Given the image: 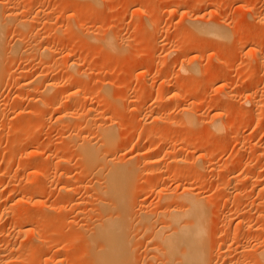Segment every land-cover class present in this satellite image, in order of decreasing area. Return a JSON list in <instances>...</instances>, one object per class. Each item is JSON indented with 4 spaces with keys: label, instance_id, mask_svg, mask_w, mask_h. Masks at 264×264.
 I'll list each match as a JSON object with an SVG mask.
<instances>
[{
    "label": "bare ground",
    "instance_id": "obj_1",
    "mask_svg": "<svg viewBox=\"0 0 264 264\" xmlns=\"http://www.w3.org/2000/svg\"><path fill=\"white\" fill-rule=\"evenodd\" d=\"M169 1L170 0H163V3L167 4ZM239 1L242 2L243 0H239ZM75 4H78V3H75ZM39 5H42V7H40ZM45 6L46 5L43 6L42 1L38 2L37 0H0V91H1V88L3 87L2 84L5 85L4 81L6 79V76L4 74H6V70H7L6 67L10 68V66L12 65L11 66V69H12V67L14 65L10 61H12V62L15 61V63H16L17 61L20 62L19 60L25 61L26 58L31 60L30 59V57H31V58H35V59L39 58V61L42 62L41 65L44 64L42 67H40L42 69H37V68H39V66H37L36 70L33 69L34 71H32V73H31V70H30V72L28 71V68H30V67H26V66L25 67L27 68V70L25 67H23L22 70L19 69L18 71L17 70L14 71V73H11L13 75V77H12L13 80H11L12 79V78H10L11 75H9L11 69L7 70V77L9 75V78H7L8 80H6V82L10 83L8 81L11 80V83H14V87L16 86L15 89H17V90H15V89L14 90L17 92L14 93L15 95H13V94L11 95V93H9L10 92L9 91L8 92L9 94L7 93L5 96L6 98H3V94H4V93H2L3 90H2V92H0V112H1L0 113V119H1L0 120V129L5 128L8 125V123H10V122H6L7 123V125H6L5 120H4V118H6L5 112H4V110H5L4 108L6 107V105L10 106L9 102L11 100H13V102L15 103V108L18 107V109L19 108L21 109V106L19 105V101L22 100V98L24 96V92H26V91L31 92V90H35L36 88L42 89L43 87H41V86H43V84L45 83L44 89L42 92L46 91V93H48V95H50L49 93L51 92V95H52V93H53V95L52 96L50 95V97L48 95L46 96V95H44L45 93H42L39 90L38 93L41 92V95L39 96V94L36 93V97L38 94V97L40 99H38V98L37 99H38V102H40V103L37 105H42L41 103H43V105L44 106L46 105V107L49 111L52 110V111L59 114L58 115L59 117L57 119V124H58L57 129L58 130H61V129H64L67 127H71L73 130L71 133L69 132L70 134L68 133L69 135L67 136V139H66L68 141L67 145L51 147L49 150H47L48 149V148H46L47 146L43 145V143L41 144V143L37 142L38 140L36 139L35 134L32 133L33 134V136H32V134L30 133L31 136H27V138L25 137L26 139L22 140L23 142L31 141L32 143L35 142V144L33 145V148H31L33 150L31 153L28 154L29 150L24 149V150H21L19 154H17L16 158L18 161L26 160L27 162H30V166L28 165V167H26V168L24 167L25 168L24 170L22 169L24 171V172L22 171L23 174L19 170V172L21 173L20 174L21 178H18L19 175H17V174H19V173L15 172L16 171L15 168H14L15 171L12 168H11V170L7 169V171L0 169V178H2V180H3V177L7 174L12 175L15 172V174L17 175L16 177L12 176L11 178H7V179L4 178L5 179L4 187L6 188V190H4V192H2L0 194V214L4 215L8 211L9 206H12V208L15 207L16 205H19V207L21 206V208L26 207L24 209V211L19 209L20 211H22V213L18 212L19 214L13 210L14 211V212H12V213H14L13 217L14 216L15 217H14V220L12 219L13 222L11 223V227H13V229L17 230L18 233L24 232L25 234H31V233H33L34 230L40 229L43 226H44L43 228H45L46 222L43 223V220H44L43 217L44 216H43V211L40 208V206H42V208L44 207V209L45 208H51L52 206L58 207L55 205H51L50 207H47V206H49L48 203L46 201L43 202L40 199L41 195H44V193H45L42 190L44 188H46L48 185H50V186H52L53 184L56 186H57V184L60 185L59 187H61V188H59L60 190H57V191L58 192L62 191V194H63V192L64 193L67 192L66 193L67 196L70 193L71 194L75 193L73 190V189H75L74 187L78 186L79 188H81V186H83V187L89 186L88 188L90 191L86 190L87 195L84 194V196H82L84 198L81 199L80 201L81 202L83 201V204H81L82 206L87 205V204H91V206L90 205L89 206L91 208H95V209H90V208L89 209H90V211L94 212V214L97 213L95 215V216H97V218H93L95 216H93L92 219L89 217V220L91 219L90 221L87 220L88 218H86L87 223L84 224V222H83L84 217L82 215H84V216L86 215L88 217V215H90V213H91L90 211H87V209H86V208H88L87 207L88 205H87L86 208L84 207L85 209H81L82 211L84 210L85 213L83 212V214H81L78 211L82 216L83 224H81V225L79 224V228H78V226H77L78 224L75 223L76 228H78V229H76L77 231L75 232L76 233L75 235L73 233H72V236L70 235L72 240L68 235H66L65 232H63L64 229L61 230L60 227H56L57 230L55 229L54 230L55 232H53L54 237L53 236L51 237V235H50V237H51L50 239L44 238V235L41 238L40 237L41 235H40L39 236L41 239L40 253H43V254H40V257L45 256V254L53 248V245L57 249V251L60 253L63 250L66 251L67 248L69 249V248H72L74 246V244L71 245L72 244L71 241H73V238L76 239L77 236L78 237L79 236L80 237L85 236V238L82 239V240H84L83 242L79 238L80 239L79 242H82V243H81V245H80V243H78V245H80L79 248H84V246H86L88 248L89 258H90L89 260H90L91 264H136L135 259H137L136 257L139 256L141 254V252H143L142 255H145L146 259H148V258L150 259L151 262H149L147 260L150 264H234V263H239V262H235L237 260H239L240 263H242V261H243L242 259L247 258L245 256V254L247 252L249 254L251 253L252 256L254 255V257H252V259L253 258L256 259L255 260L256 262H258V263L260 262L261 264H264L263 263L264 260L262 258V257H264L263 256L264 253L262 252L261 248L255 249L258 247L254 246L255 253H253L254 250H252V251L250 250V248L251 249L253 248L252 246L249 248V246L246 247L247 245H245V246L242 245V240L245 239V237L247 236V234L250 230L249 226L251 227V220H254L252 218L250 220L249 214H251V217H253L252 215H254V213H256V212H254L255 210L252 209L253 205L255 206V209H256V205L252 204L251 199H250L251 203L249 200V204L248 203L246 204L243 202V199L245 197L246 198L248 197V199H249V194L246 195L248 192V191L246 192V190L247 189L249 190L250 187L248 188L247 186L249 183L252 182L251 180L253 177H255V175L253 174L254 176L251 177V174H249L250 176L243 180L244 176L242 175L243 173H241L242 171L240 170L243 163L240 160V162L242 164L240 163L241 167L238 166V163H239L238 162L239 160H238L232 164L234 168L232 167V165L230 163L232 168H230V167H228V168L233 169V170L230 171L227 168H225V171H227V172L230 171V174L233 172V176H231L232 178H230V179L227 178L229 180H226L224 177L225 181L217 182L216 185H214L215 184L214 181H212V180L208 181L209 178L203 177V179H202V174H204V171H206L207 169L213 170V169L217 168L218 170H221L222 166L217 165L218 164L217 158L220 157L219 152L224 148V145L222 147L220 145V147L215 148L214 143H213L214 140L212 141V139H213V136H212V139H211V137H208V139H205V143H203L204 142V140H203V142H202L203 144L201 145V147L199 149V145H194L195 143L191 144V142L187 139V137H191V136H189V135L186 136V133L184 134L182 131H180V133L182 132L184 135L177 134L176 131L174 130V128L172 129L175 122L172 123L174 121L173 120L174 117L170 113V110L173 108L172 104L170 102L172 100L173 101L175 100L176 104L178 103L177 106H179L180 105L179 103L185 102V100L187 99V96L186 95L182 96V95L175 93L172 97H170L169 95H167V98L164 97V98H166V100L164 98H162V96H161V99L156 96L155 97L156 103H159V104L163 103L162 105H165V107L159 111L158 110L155 111L154 108L150 109V106L147 105L149 99H151V97H149L150 92L147 88V86H148L147 82H146L147 85L146 84L144 86L142 85V86H140V88H137V87L134 88L131 86V88H129V90L126 92L125 96H126L127 100L130 102V104L133 105L136 110H138V112L140 114V116H139L140 124H141V122L143 123V120L145 121V119H146L145 122H149L148 120L151 119L152 123H150V125L147 126L146 130L142 129L143 131L142 130L139 132L137 131L138 133H136L137 143H138V141L140 142L141 140L144 141L146 135H147V137H149L148 138L149 143L146 140L147 142H146L144 147H143V145L141 146V144H140L142 141L140 143H138L137 145L135 143V147L133 146L135 153L134 152L131 153V154H134V156H131L132 158H130L128 160H127V158L130 155H128L127 158L125 157V159L124 158L112 159L113 155L111 157V154L115 153V155H116L117 152L122 151V149H121L122 146H120V148L118 147V145H120L119 144L120 141H115L119 137L121 138V136L118 137L117 136L118 133L117 134L115 133L116 127L113 126L115 123L112 124V122H111L110 125L108 124V122H109V120H111L112 116L109 117L108 118L109 120H108L107 119L108 116L106 117V115L104 114L105 118H103V115L100 114L99 112H97L98 109L95 110L97 107L96 108L93 107L94 105L97 104V102L98 103L102 102V99H103L102 97H105L107 99V96L101 95V94H105V93H102V91H101L100 93L98 92L99 94L97 93L99 95L98 99L96 98L98 101L94 100L93 98H91L87 95L82 97L84 94H86V92L88 90L94 91L91 88H94V86H95V84H94L95 81L92 80L93 83L90 82L94 73L89 72L88 71L89 69H85L84 65L81 62V61H83L85 63V61H86L85 60L87 58L86 57L87 53H85L86 50L83 51V50H80V48L78 50H72V48L69 47L71 50H67V51L66 50H60L57 52V50H55V48H53L55 45L54 43H57V44H61L64 42L66 43L67 40L64 41L65 38L60 35L59 28L54 30V31H56L55 33H53L54 31L51 29L50 30L52 32L48 29H47V31L43 30L45 28H49L50 25L52 26L53 22L55 23L54 20L55 19L57 20L58 16H59L58 14L53 15L50 12V9H47L48 7L46 8ZM245 6H247V5H245ZM57 7H59V5L56 6V8ZM62 8H64V7L62 6ZM248 8H250L249 10L253 15V20L252 21L250 20L251 21L250 25H252V23L254 24V26L257 24L262 25L263 21H264V17H263L264 15L261 16L260 12L257 11L256 6L248 7ZM72 9H69V10H71V13L75 14L78 12L77 7L74 6V8H72ZM58 11H60V8L58 9ZM222 11H224V10H222ZM60 12H63V11H60ZM222 14L223 13H220V15H222ZM217 19L219 20V18H216V20ZM70 20H71V18H70ZM70 20L68 19V21H70ZM244 21H242V22H244ZM71 22H72V20H71ZM194 22H195V20H194ZM154 23H156V22H154ZM224 23H226V22H224ZM67 25H69V23H67ZM155 25H157V24H155ZM226 25H227V23H226ZM200 26H202L203 29L206 31L205 33H203L204 35H206V37L210 36L214 40L216 38L221 39V38H228L229 37V33L227 31L228 29L226 30L227 27L225 28L223 26V24L219 25V23H213L212 22V23H207V24L201 23ZM241 26L243 28V26H245V25L244 24L240 25L239 30H240ZM95 27H97V26H95ZM76 28H78L79 30H76ZM93 28L94 27H88L87 24L85 25V23H83V22H81V23L79 22L75 25V27L72 26L71 31L74 30L76 32V31L82 30V32H84V35H82V36H84V38H83V41H81L82 43H80V44L85 43L86 46H89V44H90V46H91V44L96 46L94 44V42H95V43H100V44L102 43L103 46L101 45V47H104L105 49H106V44L107 45L111 44V46L113 45L115 47V45L113 43V41H114L113 37H112L113 41L110 40L109 41L110 43H107V37H109V36H107V34H103L104 31H103V33L101 31V33H99V34L98 33L97 34H91L90 31L93 30ZM234 28H236V27H234ZM9 30L12 32H16L17 34L14 33V35H16V39L13 41L12 44L10 43L11 45L8 42V46H7L6 45L7 42L5 41V38L8 39V37H6V36L9 34V33H7V31H9ZM67 30L70 31V27H68ZM243 30H244V28H243ZM243 30H242V32H243ZM71 31H70L71 34L69 35V37L66 38V39L69 38L67 41L68 42L67 45L69 43L72 44V42L74 43V42L78 41L77 40V38H78L77 33L78 32L76 34L75 33L72 34ZM244 32L245 33H242V34H244L243 37L241 35V38L235 42V50L236 51L240 52L241 50H243V48L245 46L248 45L247 44V40H248L247 37L250 35V30L246 29V31L244 30ZM234 33H235V30H234ZM101 34L104 35V37H102ZM10 37H11V34H10ZM260 38H263V36L262 37L258 36V39H260ZM79 39H81V38H79ZM192 41H194V40H192ZM192 44H193V42H192ZM197 44H198V42H197ZM192 47L193 46L191 45L190 48L188 49V51H193ZM60 49H62L61 46H60ZM174 50H173V53H174ZM180 50H178V51H180ZM175 52H176V50H175ZM223 52H225V51H223ZM260 52H261V50L259 47L254 46V48H252V56L254 58L253 57H251V58L255 59L256 65L249 64L251 66L248 65L249 67L248 68L246 67L245 71L261 70L260 68L263 66V64L261 62L262 54ZM229 53H230V51L228 52V54ZM186 54H187V52H186ZM221 54H222V52H221ZM24 56H27V57L25 58ZM226 56H228V55H226ZM51 59L55 60L54 62L57 64V66H58L60 61H63V64L61 66L62 71L66 70L65 74L67 72V75L64 76L65 79H63V76H61L62 80L61 79L59 80L60 76H58L57 79L55 76H54L55 78L52 77L53 74H51V73H54L55 71L57 72L60 69L59 68L60 64L58 66L59 69L56 68V66H54V62ZM29 60H26V61H29ZM48 60H50L51 66H46L49 63V62H47ZM51 61L53 62V66L55 69L53 68ZM8 62L11 65L8 66ZM86 63H87V61H86ZM184 63L185 62L183 61V64ZM263 63H264V61H263ZM239 64H240V59L236 60V62L234 63V68L239 69ZM85 66H86V64H85ZM216 67L219 68L218 65ZM180 69H181V71H185V73H186L188 71V69L190 70L191 68L189 67L187 69L184 65H182L180 67ZM193 70L194 69H192L190 72H192ZM196 70H194V71L196 72ZM60 71H61V69H60ZM64 71H63V73H64ZM194 71L192 73H190L189 75H193L195 73ZM12 72H13V70H12ZM237 75L239 77L241 75L240 72ZM47 77H49V78H47ZM203 77H204V74L202 75V80L204 82ZM240 77H242V75ZM236 78H237V76H236ZM132 79H133V77H132ZM200 79H199V82L201 81ZM248 79H249V76H248ZM39 82H41L42 84ZM39 84H41V86H39ZM92 84L94 86H91ZM100 84L101 85H98L100 89L104 88V87H102L103 84L107 85V83H105V82L100 83ZM11 85H13V84H11ZM106 87L107 86H105V88ZM180 87H181V84L179 82L175 83L174 87H172L173 89L170 90L171 93L178 91V89ZM99 88H94V89H96V90L98 89V91H99L100 90ZM196 88H197L196 89V91H197L198 87H196ZM193 89L194 88H192V90ZM36 90H38V89H36ZM254 91L249 90L248 93L246 94V96L244 95L246 99H245V101H243L244 102L243 105H245L246 103L250 104V110H249L250 112L249 111L247 112L249 114L250 113L256 114V112H258V114H259L261 112L260 111L261 106H264V104L262 105V103H263L262 102V99H263L262 96H264V95L258 96L257 94L253 93ZM32 92H36V91H32ZM168 93H169V91H168ZM192 93H193V91H192ZM193 94H195V93H193ZM7 95H8V97H7ZM93 95H96V92ZM136 95H138V98L134 99V97ZM44 96H46V97L44 98ZM1 97H2V99H1ZM31 97H33V96H31ZM48 97H49V99H48ZM73 97L74 98L76 97V99L74 101L72 99ZM77 97L78 98L80 97V99H77ZM24 98H23V100H24ZM100 98H102V99H100ZM126 98H125V100H126ZM99 99L101 101H99ZM103 100H105V99H103ZM33 101H34V99H33ZM222 101H219V99L217 101H215L213 103L214 105L212 104L213 105L212 109L216 110L215 108H217V107L220 108L222 103H224V101L223 102ZM69 102H71L72 104H67ZM164 102H166V103H164ZM11 103H12V101H11ZM36 103H37V101H36ZM105 106L107 109V105H105ZM114 106H115V104H114ZM170 106L172 108H170ZM177 106H175V107L177 108ZM91 107H93V108H91ZM98 107L101 108L102 111H105V113H107L106 111H108V110H105V108L103 110V107H100L99 105H98ZM113 107L111 109H109V111L114 112L115 109ZM141 107H142V109H139ZM81 108L85 109L84 113L81 111ZM108 108H110V107H108ZM180 108L182 110V112L180 111L181 112V119H179L181 122V125L182 124H184L186 126L188 125V127L193 126L196 123V121H195L196 117H200V116H198L199 114L197 112H194L193 110H191L189 108H184V107H180ZM18 109H16V110H18ZM112 109H114V110H112ZM117 109L119 110V108H117ZM1 110H3V111H1ZM79 110L81 111V113H83L82 115H81ZM77 111H79V112L77 113ZM79 113H80V115H79ZM7 114L8 113H6V115ZM84 114H86V115H84ZM7 116H9V115H7ZM244 116H245V114H244ZM97 117L98 118L102 117V118L99 120V119H97ZM84 118L86 119V121H83ZM43 119H45V115L40 114V116L37 120V123L33 124V126L36 125L33 128L34 131H36V129H38V127H39V131L42 130ZM6 120L9 121V119H7V118H6ZM177 120H178V118H177ZM196 120H198V119H196ZM27 123L30 124L28 121V122L24 123L26 125H23V124H21L22 126L20 125L22 128H24L23 130L26 129L25 131H27V129L29 128V127L25 128L26 126H28ZM41 123H42V125H41ZM177 123L179 124L178 121H177ZM171 124H173L172 127H171ZM40 125H41V129H40ZM181 125H179V127ZM215 125L216 124L214 123L213 124L214 128H217V127H215ZM29 126H30V128L33 127L31 125H29ZM176 126H177V124H176ZM17 128H18L17 125L13 126V127L11 126L9 131L14 132V131H16L15 129H17ZM184 128H186V127L183 126L182 130H184ZM19 129H21V128H19ZM33 129H31L32 130L31 132H34ZM138 129L136 128V130H138ZM28 130H30V129H28ZM215 130H216V132H218L217 134H219L222 131V129L219 128V126H218V129H215ZM17 131H18V129H17ZM134 131H135V129H134ZM146 131L148 134H144V132H146ZM36 132H38V131H36ZM36 132H34V133H36ZM52 132L50 133V129H48V131L45 132V134L49 137L48 134L49 133L53 134ZM227 132L228 133L224 132L225 134L222 133V136L220 135L221 137L220 136L219 137L220 138L223 137V139H225V138L228 139L229 136L232 137L231 132L228 130H227ZM114 135H115V137H114ZM127 135H129V134H127ZM216 135H215V137H216ZM131 136H133V135H131ZM134 136H135V134H134ZM125 137L126 136H124L123 139H125ZM123 139H119V140H123ZM18 140H21V139L17 138V139L11 140L12 142L10 141L11 149L13 151V153H11L12 155H10L11 157L16 156L15 155L16 153L14 154V149H16L17 147L19 149L23 143V142H18ZM117 142H118V145H116V146H117L118 150L120 149V151L115 149L114 144H116ZM10 144H9V146H10ZM132 144L134 145V143H132ZM132 144H131V146H132ZM196 144H198V143H196ZM217 146H218V144H217ZM72 148L74 149L73 150L74 153L71 152ZM126 150H128V149H126ZM69 152L73 153V156L76 155L79 158L78 160H79V163L81 165L80 167L82 168L83 171L81 170V174H76V176L79 175V177H80V175H81L82 178H78V177L73 176V174H72L73 172L65 171V166H67L69 164V167H70L71 160H69L65 157L64 158L62 157L63 160H60V161H59V159L57 160V158L59 156H61V154H66ZM199 152H200V155L199 156L197 155L198 156L197 159L193 158L194 161L189 160L190 157H192V156L194 157V155L197 153L199 154ZM109 154H110L111 160L109 158H107V155L109 156ZM122 155L124 156V154H122ZM254 155L257 156V153L256 154L253 153L252 157H254ZM73 156L71 157L72 159H73ZM40 157L42 160L40 159ZM117 157H118V155H117ZM43 159H44V161H43ZM60 159H61V157H60ZM196 160H201L202 165L197 166L196 162H198V161H196ZM31 162L33 164H31ZM44 162H48L47 164H49V165L45 166ZM205 164H208V165H205ZM54 165H55V167H54ZM245 165H246V163H245ZM223 166H225V165H223ZM228 166H229V163H228ZM243 167H245V166H243ZM243 167H242V169H243ZM237 168L241 172L238 173L239 170L236 171ZM223 169H224V167L222 168V170ZM250 169L253 172V168L252 167L250 168V166L248 168H246L245 171H251ZM254 169H256V168L254 167ZM256 170H254V171H256ZM201 172H202V174H201ZM177 173H179L178 176H177ZM197 174H200L199 176H201V177L199 178ZM219 175H220V173H219ZM221 175H222V173H221ZM204 176H206V174H204ZM218 178H216V181ZM257 179H258V177H257ZM248 181H251V182L248 183ZM240 182H242V183H240ZM24 183L30 184V187L25 188V190L22 191V192H24L23 194L21 192V194L15 195L14 197L13 196L8 197L6 203L5 202H4V204L2 203V198L4 196H6V192H7L8 188H10V189L14 188L15 189L16 187L24 185ZM255 184H257V183L252 184V186ZM260 185H262V184L260 183ZM26 186H28V185H26ZM142 186L145 188H144L143 192H142V190L140 192L139 190L141 189ZM255 186H257V185H255ZM254 188H256V187H254ZM76 189H78V188H76ZM263 189H264V187H263ZM44 190H46V189H44ZM149 191L155 192L157 197H158L157 202H156L157 203L156 207H154L155 202H154V204L148 205L146 202L142 203L141 202L142 200L139 201L141 198V194L143 195V193L145 194ZM212 192H214V193H212ZM79 194H81V191L78 193V197L83 195V193L80 196H79ZM261 194H263V192H261ZM60 195H61V193H60ZM60 195H58V196H60ZM75 195H76V193L73 196L75 197ZM73 196L71 198L67 197L65 200L69 199L67 202L72 203V204L79 201V200H77V197L74 198ZM62 197H64V196H62ZM261 197H262V195H261ZM246 198H245V200L247 202L248 200ZM61 200H62V198H61ZM261 201H262V198H261L260 202ZM254 202L256 203L257 201H254ZM10 203H11V205H10ZM229 203H230V206H231V204H234V205H232V208H230V209H228L230 207V206H228ZM244 204H246V205H244ZM258 204H259V202H258ZM261 204H262V202H261ZM261 204H259V205H261ZM81 205H80V207H82ZM263 205H264V201H263ZM65 206H67V205H65ZM135 206H138L139 209L135 208ZM249 206H251V209L254 210L252 213H251ZM261 206L259 207V209L261 208ZM257 207H258V205H257ZM63 208H64V206H63ZM76 208H79V206L78 207L76 206ZM135 209L137 210V212ZM263 209H264V207H263ZM53 210L55 211V209H53ZM46 212L44 211V215L46 214ZM78 212L76 214L77 218L79 217ZM87 212L89 213L88 215H87ZM49 215L50 214H48V216ZM255 215H258V214H255ZM259 215H261V214H259ZM16 216H17V218H16ZM81 216H80V218H81ZM215 216L217 217L216 219H215ZM261 216H259V217L261 218ZM55 217H56V221L57 220L59 221L57 216H55ZM26 218H28L27 219L28 221L23 222V220H25ZM59 218H61L60 220H62L61 216ZM260 218L257 217V220H261L263 218V216L261 219ZM77 220H79V218ZM71 222L74 224V222L72 220H71ZM258 222L259 221H257V223ZM233 224H235L234 225L235 230H233V232H232L231 230H232ZM253 225L255 226V224H253ZM62 227H64V226H62ZM247 227H248V230H247V233H245V229ZM256 227L259 228L258 226H256ZM257 228H255L256 229L255 231H257ZM233 229H234V227H233ZM251 229H252V227H251ZM252 230L254 232V229H252ZM260 230H259L260 232H256V234H258V236H260L263 233L262 227L260 228ZM51 231H53V230H51ZM51 231L50 232L48 231V232L50 234H52ZM225 233H227V234H225ZM250 233L251 232H249V234ZM75 236H76V238H75ZM250 237H251V234H250ZM247 238L248 237H246V239ZM235 243H237V246ZM244 243H246V242H244ZM6 249H7V252L8 251L11 252L10 253L11 255L14 254L15 251H17L14 249V247H10V248L8 247L7 248V245L4 244L2 240H0V255L3 254V256H1L2 257L1 259L3 261L4 260L6 261L8 259V256L6 254L7 252H5ZM24 250H26L25 253H27V251H28L31 253V255L34 254V252H35L34 247L33 248L30 247V244H29V246L27 245V247H25ZM140 250H143V251H141L139 253ZM249 251H251V252H249ZM233 253L236 254L235 257L232 256ZM146 255H149L148 258ZM87 256H88V252H87ZM241 256H245V257H241ZM139 258L142 259L141 256H139ZM249 258H251V257H249ZM37 259H39V258H37ZM143 259H142V262L144 263ZM235 259H237V260H235ZM48 260H49V258L47 259V261ZM138 260L140 261V259H138ZM244 261H247V260H244ZM255 261H254V264L256 263ZM0 264H3V262H0ZM82 264H84V262Z\"/></svg>",
    "mask_w": 264,
    "mask_h": 264
},
{
    "label": "rangeland",
    "instance_id": "obj_2",
    "mask_svg": "<svg viewBox=\"0 0 264 264\" xmlns=\"http://www.w3.org/2000/svg\"><path fill=\"white\" fill-rule=\"evenodd\" d=\"M37 1L38 2L42 1L43 6L46 5L45 7L46 8L48 7L47 9H50V12L53 15H57V14L59 15L58 19L54 20L55 23L53 22L52 26L50 25L51 27L49 26V28H45L43 30L47 31V29L48 30L51 29L54 31V30L59 28L60 35L65 38L64 41H66V40L68 41L69 38L68 39H66V38L69 37V35L71 34L70 31H71L72 26L75 27V25L79 22L80 23L83 22V23H85V25L87 24L88 27H94L93 30L90 31L91 34H97V33L99 34V33H101V31H102V33L104 31L103 34H107V36H109V37H107V43H110L109 41L112 40V37H113L114 41L113 40L112 41H113L115 47L113 45H112L113 46L112 47L111 44L110 45L106 44V49H105L104 47H101V45L103 46L102 43L100 44V43H95V42H94V44L96 46L91 44V46H92L91 47L90 44H89V46H86L85 43L80 44V43H82L81 41H83V38H84V36H82V35H84V32H82V30L76 31V32L73 30V31H71L72 34H74V33L76 34L78 32L77 33L78 34L77 35L78 41H76L74 43L72 42V44L69 43L68 45H67V43H68L67 41H66V43L64 42L61 44L54 43L55 45L53 47V48H55V50H57V52L60 50H66V51L71 50L69 47H71L72 50H78L79 48H80V50H83V51L86 50L87 52L85 51V53H87L86 54L87 58L85 60L87 61L88 64L86 63V61H85V63L83 61H81V62L84 65L85 69H89L88 70L89 72L94 73L90 82H92V80L95 81L94 82L95 86L93 84L91 86H94V88H99L98 85H101L100 83H104V82L107 83V85L103 84L102 87H104V88H101V89L99 88L100 89L99 91H98V89L96 90L94 88H91L96 92V95H93V94H95L94 91L88 90L86 92V94H84L82 97L87 95V96L93 98L94 100L98 101L97 100L99 97L98 94L101 91H102V93H105V94H101V95L107 96V99L105 97H102L105 100L100 98V99H102L103 103L97 102V104L100 107H103V110H104V108H105V110H108V111H106L107 113H105V111H102L101 108H99L97 104H96L97 106L94 105L93 107L94 108L97 107L95 110L98 109L97 112L102 114L103 118H105L104 117L105 115H106V117L108 116L107 119L112 116L111 120L108 119L110 122V123L108 122V124L110 125L111 122H112V124L115 123L113 125L116 127V128L114 127L115 133L116 134L118 133V135H117L118 137L121 136V138L119 137L118 139L115 140V141H120L119 142L120 145H118V142L116 144H114V143L113 144H114L116 150H118L116 145H118L119 148H120V146H122V148H121L122 151H120V149H119L118 151H120V152H117L116 155H115V153L111 154V157L113 155L112 159H114V158H117V159L118 158L119 159L124 158L125 159V157L127 158L128 155H130V156L127 158V160L132 158L131 156H134V154H131V153H133V152L135 153V150H134L135 143L137 145L138 143H140L142 141V140L140 142L138 141V143H137L136 133H138L142 129L146 130L147 126H149L150 123H152L151 119L148 120L149 122H145L146 121V119H145V121L143 120L144 124L142 122L140 124V121H139L140 120V118H139L140 114H139L138 110H136L135 107L130 104V102L127 100V98L125 96L126 92L129 90V88H131V86L134 88L135 87L140 88V86H142V85L144 86L145 84L147 85V83H148L147 88L150 92L149 97H151V99H149L147 105L150 106V109L154 108L155 111H157V110L159 111L165 107V105H162L163 103L162 104L156 103V101H155L156 96L161 99V96H162V98H164V97L167 98V95L172 97L175 93L182 95V96L186 95L187 99L185 100V102L179 103L180 104L179 106H177L178 103L176 104L175 100L174 101L172 100L170 102L172 104V107H173L172 108L170 106V108H172L170 110V113L174 117V119H173L174 121L172 123L175 122L174 125L171 124V127L173 125L172 129L174 128L176 133L179 135H181V134L184 135L186 133V136H188V135L191 136V137H187V139L191 142V144L195 143L194 145H199V149H200L201 145L203 143H205V139H208V137H211V139H212V136H213L212 141L214 140L213 143H214L215 148L220 147V145H221V147L224 145V148L219 152L220 157L217 158L218 164L216 163L218 166L221 165L222 168L224 167V169L222 170V168H221V170H218L216 167H215L216 169H213V170L207 169L206 171H204V174H206V176H204V174H202V172H201L202 179H203V177L209 178V180L208 179L207 180L208 181H210V180L214 181L215 184L211 181L214 185H216L217 182L225 181V179L229 180L230 178H232L231 176H233V172L230 174V171L233 169H230V168H232L233 167L232 164L238 160H239L238 166H240L243 163L244 165L242 164V167L245 166L246 168H248L250 166V168L251 167L253 168V172L251 169H250L251 171H245L246 168L243 167V169H244L243 170L241 166H240L241 169L239 167L238 168L242 172L238 168L236 169V171L239 170L238 173L239 172L243 173L242 174L244 176L243 180L245 178H248L250 176L249 174H251V177H253L255 175V177H253L255 180L252 178V180H251L252 182L248 181V183L251 182L247 186L248 188L250 187L249 190L248 189L246 190V192L248 191L246 195L249 194V199H248V197L247 198L245 197L248 200L247 202H246L245 198L243 199V202L246 204L247 203L249 204V200L251 199L252 204L256 205V209H255L254 205L252 206V209H254L255 211L251 209V206H249L251 213L253 211L256 212V213H254V215H252L253 217H251V214H249L250 220H251V218L254 219V220H251V227H252V229H254V232L251 229V227L249 226V228H250L249 232H251L250 233L251 237H250V234L248 232V234L246 236L248 238L246 239V237H245V239L242 240V245L243 246L247 245L246 247L249 246V248L252 246L253 248L252 249L250 248L251 251L254 250V246L258 247L255 249L261 248L262 252L264 253V215H263L264 214V209H263V207H264V205H263V201H264L263 200L264 199V196H263L264 195V189H263V187H264V106H261V108H260L261 112L259 111L260 112L259 114H258V112H256V114H251V113L249 114L247 112L250 110V104L246 103L245 105H243V103H244L243 101H245V99H246L245 96L249 90H252V91L255 90L253 93L257 94L258 96L264 95V69H263L264 68V63H263V61H264V21H263L262 25L257 24L254 26L253 23H252V25H250L251 21L253 20V15L249 10L250 8H248V7L256 6L257 11H259L261 16H262V15H264V0H258V1L257 0H243L242 2L239 0H170L167 4L166 3L164 4L163 0H37ZM75 3H78V4H75ZM58 5H59V7L56 8V6H58ZM73 5L78 8V12L75 14L71 13V10H69V9L74 8ZM245 5H247L248 7ZM39 6L42 7V5H39ZM62 6L64 8H62ZM59 8H60V11H63V12L58 11ZM222 10H224V11H222ZM219 12L223 13V14L220 15ZM70 18H71L72 22H71ZM216 18H219V20L217 19L218 20L217 21ZM68 19L70 21H68ZM194 20H195V22H194ZM242 21H244V22H242ZM154 22H156V23H154ZM212 22L213 23H219V25L223 24V26L225 28L227 27L226 30L228 29L227 31L229 33V37L228 38H221L222 40L219 38L218 39L216 38L214 40L210 36L206 37V35L203 34L206 31L200 25H201V23L207 24V23H212ZM224 22H226L228 26ZM67 23H69V25H67ZM155 24H157V25H155ZM243 24L245 25V26H243L245 31H246V29L250 30V35L247 37L248 38V40H247L248 45L246 44L247 46H245L243 48V50H241L239 52V51L235 50V42L241 38V35L243 37L244 34H242V33H245L242 26L239 30V26L243 25ZM95 26H97V27H95ZM68 27H70V31L67 30ZM234 27H236V28H234ZM76 30H79V29L76 28ZM234 30H235V33H234ZM242 30H243V32H242ZM9 31H7V33H9V34L6 36V37H8V39L5 38V41L7 42V44H6L7 46H8V42H9V44L10 43L12 44L13 41L16 39V35H14V33L17 34L16 32H12V31L9 32ZM55 32L56 31H54L53 33H55ZM10 34H11V37H10ZM101 36L104 37V35H102V34H101ZM258 36H260V37L263 36V38L258 39ZM79 38H81V39H79ZM192 40H194V41H192ZM192 42H193V44H192ZM197 42H198V44H197ZM59 45L61 46L62 49H60ZM191 45L193 46L192 47L193 51H188V49L190 48ZM254 46L259 47L261 50V52H260L262 54L261 62L263 64V66L260 68L261 70L245 71L246 67L248 68L249 66H251L253 64L256 65L255 59L251 58V57H253L252 56V48H254ZM174 49L176 50V52ZM173 50H174V53H173ZM178 50H180V51H178ZM223 51H225V52H223ZM229 51H230V53L228 54ZM186 52L188 55L186 54ZM221 52L223 55L221 54ZM224 53L226 55H228L229 57L226 56ZM24 57L26 58L27 56H24ZM30 59L31 60L26 58V60H29V61L19 60L20 62L17 61L16 63H15V61L14 62L10 61L12 64H14L13 65L14 68L12 67V69H11L12 65L8 62V66L9 65H11V66H10V68L6 67V69L7 70L11 69L10 74L8 73L9 75H11L10 78L13 77V75L11 73H14V71H16V70L18 71L19 69L22 70V68L25 66L30 67V68H28V71L30 72V70H31V73H32V71H34L33 69L36 70L37 66H39V68H37V69H42L40 67H42L44 64L41 65L42 62L39 61V58L35 59V58L30 57ZM238 59H240L239 69H235L234 63ZM52 61L54 62L55 60H52ZM183 61L185 62L184 64H183ZM47 62H49V63L48 64L46 63L47 65L46 64L45 65L51 66L50 60H48ZM53 62H52V66H53ZM59 64H60V66H59ZM59 64H58V66L61 69V71L58 68L57 64L54 62V66H56V68H58L59 70L57 72L55 71L54 73H51V74H53L52 77L55 76L57 79V77L60 76V78H59V80H60L62 78L61 76H63V79H65L64 76L67 75V72L65 74L66 70L65 71L63 70L64 73L62 71L61 66L63 64V61H60ZM85 64L88 68L85 66ZM249 64H251V65H249ZM182 65H184L187 69L189 67L191 68L190 70L188 69V71H189V72L187 71L188 73L187 72L185 73V71H181L180 67ZM217 65L219 68L216 67ZM54 66H53V68H54ZM192 69H194V70L197 69L196 72L193 70L195 72L194 74L195 75L197 74L196 76L194 74L189 75L190 73L193 72V71L190 72ZM7 70H6V74H4L6 76V79L4 78L5 79V81H4L5 85L2 84L3 87L1 88V91H0V92H2V90H3V92H2V93H4L3 98H6L5 96L9 91H10L9 93H11V95L12 94L15 95L14 93L17 92V91H15V90H17V89H15L16 86L14 87V83H11V80H13V78L8 81L10 83L6 82V80H8L7 78H9V75L7 77ZM12 70H13V72H12ZM26 70H27V68H26ZM239 72L242 75V77H240L241 75L238 77L237 74H239ZM202 73L204 74V77H203L204 82L202 80V75H203ZM236 76H237V78H236ZM248 76H249V79H248ZM132 77H133V79H132ZM47 78H49V77H47ZM199 79L202 82L201 81L199 82ZM178 82L181 84V87L178 89V91L171 93L170 90H172L173 89L172 87H174V84L178 83ZM39 83H41V82H39ZM11 84H13V85H11ZM41 84H39V86H41ZM44 85H45V83L43 84V86H41V87H43L42 89L36 88L38 90L35 89V90H31V92L30 91L24 92V96H23V98L25 97L24 100L22 98V100L19 101V105L21 106V109L20 108L18 109V107L15 108V103L13 102V100H11L12 103H11V101L9 102L10 106L6 105V107L4 108L5 109L4 110L5 116L7 119H9V121H8V120H6V118H4L5 123L6 122H10V123H8V125L6 123L7 126L5 128L0 129V169L7 171V169L11 170V168H12L14 170V168H15L16 171L15 170L14 171L16 173H19V174H17V175H19L18 178H21L20 172H22L26 167H28V165L30 166V162H27L26 160L18 161L16 158L17 154H19L21 150L28 149L29 150L28 154L33 151L31 148H33V145L35 144V142L32 143L31 141H28V142L22 141V140L26 139L27 136H31L30 133L35 134L36 139L38 140L37 142H39L41 144L43 143V145L47 146L46 147V148H48L47 150H49L51 147L67 145V142H68L66 140L67 136L73 130L71 127H67V128L58 130L57 129L58 128L57 119L59 117L58 116L59 114L52 111V110L49 111L47 109L46 105L44 106L43 103H41L42 105H37L40 103V102H38V99H40L38 97V94H39V96L41 95V92L44 89ZM105 86H107V87L105 88ZM196 87H198L197 91H196V89H197ZM192 88H194V89L192 90ZM39 90L41 91L40 93H38ZM32 91H36V92H32ZM168 91L170 94L168 93ZM192 91L195 94H193ZM31 93L32 94L34 93L35 95L34 94L32 95ZM36 93H38L37 97H36ZM42 93H45L44 95H46V96L48 95V93H46V91H44ZM49 94L51 95V92ZM50 95H48V96L50 97ZM52 95H53V93H52ZM31 96H33V97H31ZM46 96H44V98ZM7 97H8V95H7ZM49 97H48V99H49ZM125 98H126V100H125ZM137 98H138V95H136L134 97V99H137ZM166 98H164V99L166 100ZM262 98H263L262 99V102H263L262 105H263L264 104V96H262ZM1 99H2V97H1ZM33 99H34V101H33ZM72 99L74 101L76 99V97L75 98L73 97ZM77 99H80V97L79 98L77 97ZM100 99H99V101H101ZM218 99H219V101L223 100L224 103H222L220 108L217 107V108H215L216 110H214V109H212L213 105H214L213 103L215 101H217ZM36 101H37V103H36ZM164 103H166V102H164ZM67 104H72V103L69 102ZM114 104L116 107L114 106ZM105 105H107V109H106ZM111 106L112 107L114 106L113 108L115 110L112 109V110H114V112L109 111V109L112 108ZM175 106H177V108ZM93 107H91V108H93ZM108 107H110V108H108ZM180 107L189 108V109L193 110L194 112H197L199 114L198 116H200V117H196V119H198V120L195 119L196 123L191 127L189 126L190 128L188 127V125L186 126V125L182 124L184 127L187 128V129L184 128V130H182L183 126L181 125V122L179 120V119H181V112H182ZM117 108H119V110ZM16 109H18V110H16ZM139 109H142V107ZM84 110L85 109L81 108V111L83 113H84ZM1 111H3V110H1ZM79 111H77V113ZM81 111H80V113H81ZM6 113H8L7 115H9V116H7ZM80 113H79V115H80ZM83 113H81V115ZM40 114L45 115V119H43V125L41 123L42 130L39 131V127H38V129H36V131H38V132H36L33 129L36 125L33 126V124L37 123V120H38ZM244 114H245V116H244ZM84 115H86V114H84ZM101 118L97 117V119H99V120ZM177 118H178V120H177ZM84 119H83V121H86V119L85 120ZM28 121L30 124L27 123L28 126H26L25 128L29 127L28 129H30V130L27 129V131H25L26 129L23 130L24 128L21 127L22 126L21 124L26 125L24 123H26ZM177 121L179 122V124L177 123ZM214 123L216 124L215 127H217V128H214V126H213ZM176 124H177V126H176ZM16 125L18 126V128H17L18 131H17V129H15L17 132L16 131L10 132L9 131L10 127L11 126L13 127ZM29 125H31L33 127L30 128ZM41 125H40V129H41ZM179 125H181V126L179 127ZM218 126H219V128L222 129V131L219 134H217L218 132H216V130H215V129H218ZM19 128H21V129H19ZM136 128L137 129L139 128V129L136 130ZM31 129H33V131L36 133L31 132L32 131ZM48 129H50V133L53 131L52 132L53 134H50V133L48 134L49 137L45 134V132H47ZM134 129H135V131H134ZM227 130L231 132L232 137L229 136L228 139H226V138L223 139V137L220 138L222 136V133L223 134L228 133ZM180 131H182L184 134L182 132L180 133ZM33 134H32V136H33ZM127 134H129V135H127ZM134 134H135V136H134ZM144 134H148L147 131L144 132ZM214 134L215 135L217 134L216 137ZM131 135H133V136H131ZM124 136H126L125 139H123ZM114 137H115V135H114ZM17 138L21 139V140H18V142H23V143L19 149H18V147L16 149H14V154L16 153L15 154L16 156L11 157L10 155H12L11 153H13V151L11 149L10 141L13 139H17ZM148 138L149 137H147V135H146L145 140L143 139L144 141H142L140 143L141 146L143 145V147H144L147 141L149 143ZM119 139H123V140H119ZM203 140H204V142H203ZM132 143H134V145ZM196 143H198V144H196ZM9 144H10V146H9ZM131 144H132V146H131ZM217 144H218V146H217ZM126 149H128V150H126ZM73 150L74 149L72 148L71 152L74 153ZM71 152L66 153V154H61V156H59L57 158V160L58 159H59V161L63 160L64 157L71 160L70 167H69V164L67 166H65V171L73 172L72 173L73 176L78 177V178H82L81 175H80V177H79V175L76 176V174H81V170H82V168L80 167L81 165H80L79 160H78L79 158L76 155L73 156V153H71ZM253 153H255V154L257 153V156L254 155V157H252ZM122 154H124V156ZM117 155H118V157H117ZM197 155L199 156L200 152H199V154L198 153L195 154L194 157L193 156L190 157L189 160L194 161L193 158L197 159L198 158ZM72 156H73V159L71 158ZM60 157H61V159H60ZM111 157H110V154H109V156L107 155V158H109L110 160H111ZM40 159H41V157H40ZM240 160L242 163L240 162ZM43 161H44V159H43ZM196 161H198V162H196L197 166L202 165L201 160H196ZM47 163L48 162H44L45 166L49 165ZM228 163H229V166H228ZM230 163H231L232 167H231ZM245 163H246V165H245ZM31 164H33V163L31 162ZM205 165H208V164H205ZM223 165H225V166H223ZM54 167H55V165H54ZM228 167H230V168H228ZM254 167L257 170L254 169ZM225 168H227L230 171L229 172L225 171ZM19 170H20V172H19ZM254 170H256V171H254ZM15 172L12 175H9V174L5 175L3 177V180H2V178H0V194L2 192H4V190H6V188L4 187V183H5L4 178L7 179V178H11L12 176L16 177L17 175L15 174ZM23 172H22V174H23ZM179 173H177V176L179 175ZM214 173L216 175L217 174L218 175L216 176ZM219 173H220V175H219ZM221 173H222V175H221ZM197 175L199 178L201 177V176H199L200 174H197ZM224 177H225V179H224ZM257 177H258V179H257ZM216 178H218L219 180L217 179V181H216ZM227 178H229V179H227ZM242 182H240V183H242ZM254 183H257V184H255L257 186L253 185L256 188H254L252 186V184H254ZM260 183L262 185H260ZM26 185H28V186H26ZM48 186L46 188H44L46 190H44V189L42 190L45 193H44V195H41L40 199H41V201H43V202L46 201L48 203L49 206H47V207H50L51 205H55L58 207L52 206L51 207L52 209L51 208H45L44 209V207L42 208V206H40V208L43 211V216H44L43 217V219H44L43 223L46 222L45 228H43L44 227L43 226L40 229L34 230L33 233H31V234H25L24 232H23L24 233L23 234V233H18L17 230H15V229H13V227H11V223L13 222L14 217H15V216L13 217L14 213H12V212L15 211L16 213H18V212L22 213V211H20L19 209L24 211V209L26 207H22L23 208L22 209L21 206L19 207V205H16L13 208H12V206H9L8 211L4 215L0 214V240H2L3 243L7 245V248L8 247L9 248L14 247V249L17 250L14 252V254L11 255L10 254L11 252H9V251L7 252V249H6L5 252H7L6 254L8 256V259L6 261L5 260L3 261L1 259L2 258L1 256H3V254L0 255V262H3V264H82L83 262H84V264L90 263L88 248L86 246H84V248H79L81 243L84 241L82 239H84L85 236H83V237L77 236V238L75 236L76 239L73 238V241H71L72 242L71 245L74 244V246L72 248H69V249L67 248L66 251L63 250L60 253L57 251V249L53 245V248L51 250H49L45 254V256L40 257V254H43V253H40V246H41L40 237L42 238V236L44 235V238L50 239L52 236L54 237L53 232H55L54 231L55 229L57 230L56 227H60V229L61 230L64 229L63 232H65L66 235H68L71 238L72 233L74 235L76 234L75 232L77 231L76 229L79 228V224L81 225V224H83V222H84V224L87 223L86 218H88L87 220H89V217L92 219V217L97 214V213L94 214V212L90 211V209H95V208L90 207L91 204H87L88 206L87 205H83V206L81 205V204H83V201L81 202L80 200L84 198L82 196H84V194L87 193L86 190L90 191L88 188L89 186L88 187L86 186L88 189L85 186L84 187L81 186V188H79L78 186L74 187L75 189H73V190L77 195V196L75 195V197L73 196L75 193L69 194L70 196L72 195L74 198L77 197V200H79L77 202L79 204L77 202H75L73 204L68 203L67 201L69 199L65 200L67 197H70L69 195L68 196L66 195L67 192H65V193L63 192V194H62V191L61 192L57 191V190H60L59 189V188H61V187H59L60 185L57 184V186H56L53 184L52 186H50V185H48ZM27 187H30V184L24 183V185L16 187L15 189L14 188H11V189L8 188L7 192H6V196H4L2 198V203L3 204H4V202L6 203L8 197H12V196L14 197L15 195L21 194V192L24 191L25 188H27ZM142 187L139 190L140 192H141V190L143 192V190L145 188V187H143V188ZM76 188H78V189H76ZM80 191H81V194L83 193V195L79 194V196L80 195L81 196L78 197V193ZM261 192H263V194H261ZM23 193L24 192H22V194ZM60 193H61V195H60ZM212 193H214V192H212ZM58 195H60V196H58ZM261 195H262V197H261ZM62 196H64L65 198ZM61 198H62V200H61ZM261 198H262V201H261L262 204L260 202ZM157 199H158V197H157L156 193L153 191H149L145 194L143 193V195L141 194V198L139 201L142 200L141 201L142 203L146 202L148 205L154 204V202H155L154 207H156L157 206V203H156ZM251 200H250V203H251ZM254 201H257V202L255 203ZM258 202L263 207L261 205H259ZM230 203L228 206H230ZM246 204H244V205H246ZM10 205H11V203H10ZM65 205H67V206H65ZM80 205L82 207H80ZM232 205H234V204H231V206L228 209L232 208ZM257 205H258V207H257ZM63 206H64V208H63ZM76 206L77 207L79 206V208H76ZM86 206L88 208H86ZM260 206H261V208L259 209ZM84 207L87 209V211L91 212L90 213L91 216L88 215L89 214L88 212H87L88 217L86 215L85 216L82 215L84 217L83 218L84 221H83L81 214H83V212L85 213V211L84 210L82 211L81 209H85ZM135 208L139 209L138 206H135ZM53 209H55V211ZM44 211L45 212L47 211L45 215H44ZM77 212H78L79 220H77L78 219L77 215H76ZM136 212H137V210H136ZM48 214H50V215L48 216ZM255 214H258V215H255ZM259 214H261L263 216V218ZM59 215L62 217V220H60L61 218H59L60 217ZM55 216H57L59 221L58 220L56 221ZM80 216H81V218H80ZM259 216H261L262 219ZM257 217L260 218L261 220H257ZM16 218H17V216H16ZM93 218H97V216H95ZM216 218L217 217L215 216V219ZM27 219L28 218L25 219L26 221L23 220V222H27L28 221ZM71 220L74 222V224L71 222ZM256 220L259 222L257 223ZM75 223L78 224L77 225L78 228H76ZM252 223L255 224V226ZM234 225L235 224H233V226H232V230H231L232 232H233V230H235ZM62 226H64V227H62ZM256 226H258L259 228H257ZM233 227H234V229H233ZM261 227L263 228V233L261 232L262 234L261 235L259 234L260 236H258V234H256V232H260L262 230V229L260 230ZM255 228H257V231H255L256 230ZM51 230H53V231H51ZM247 230H248V227L245 229V233H247ZM48 231L49 232L51 231L52 234H50ZM225 234H227V233H225ZM50 235H51V237H50ZM79 238L82 240V242H79L80 241ZM71 240H72V238H71ZM243 241L246 243H244ZM78 243H80V245H78ZM29 244H30V247H32V248L34 247V250H35L34 254H32V255L28 251H27V253H25L26 250H24V248L27 247V245L29 246ZM235 244L237 246V243H235ZM141 251H143V250H140L139 253ZM251 251H249V252H251ZM87 252H88V256H87ZM253 253H255V250ZM142 254H143V252H141V254L139 256H141L143 259L145 257V255H142ZM235 255L236 254H234V253L232 254V256H234V257H235ZM139 256H137L136 257L137 259H135L136 264H150L149 262H151V261L148 258L149 255H146L148 259H146V257L143 259L144 263L142 262V259L139 258ZM245 256L247 258H245V259L243 258L242 263H240L239 260L235 259V260H237L235 262H239V263H234V264H254V261L256 260L254 258L252 259V257H254V255L252 256L251 253L249 254L247 252L245 254ZM245 256H241V257H245ZM263 256H264V254H263ZM36 257L39 259L41 258L42 260L41 259L39 260ZM249 257H251V258H249ZM48 258H49V260L47 261ZM262 258L264 260V257H262ZM138 259H140V261ZM244 260H247V261H244ZM255 264H261V263L256 262Z\"/></svg>",
    "mask_w": 264,
    "mask_h": 264
}]
</instances>
